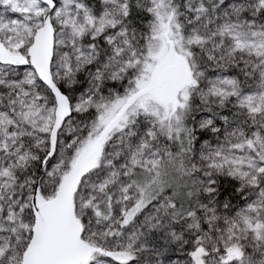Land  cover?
<instances>
[{"label":"snow or ice","instance_id":"1","mask_svg":"<svg viewBox=\"0 0 264 264\" xmlns=\"http://www.w3.org/2000/svg\"><path fill=\"white\" fill-rule=\"evenodd\" d=\"M0 264H264V0H0Z\"/></svg>","mask_w":264,"mask_h":264}]
</instances>
